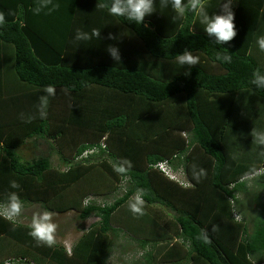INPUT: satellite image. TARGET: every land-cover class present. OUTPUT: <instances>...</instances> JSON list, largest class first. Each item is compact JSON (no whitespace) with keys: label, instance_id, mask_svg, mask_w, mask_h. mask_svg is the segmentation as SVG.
<instances>
[{"label":"trees","instance_id":"trees-1","mask_svg":"<svg viewBox=\"0 0 264 264\" xmlns=\"http://www.w3.org/2000/svg\"><path fill=\"white\" fill-rule=\"evenodd\" d=\"M104 2L0 0V264H105L117 234L143 251L142 264H264V196L252 217L241 200L264 192V145L254 138L264 129V89L251 82L264 71L255 44L264 0H234L237 35L224 44L160 0L141 26ZM220 3L208 0L210 14ZM77 29L101 37L77 44ZM186 50L199 63L180 69L175 56ZM225 52L230 64L216 60ZM49 85L47 117L26 123L21 114L35 112ZM27 143L45 144L47 154L25 159ZM13 191L23 208L97 220L68 253L36 240L7 210ZM138 194L142 214L131 210Z\"/></svg>","mask_w":264,"mask_h":264},{"label":"clouds","instance_id":"clouds-1","mask_svg":"<svg viewBox=\"0 0 264 264\" xmlns=\"http://www.w3.org/2000/svg\"><path fill=\"white\" fill-rule=\"evenodd\" d=\"M233 2L234 0H221L218 6L219 14L216 12L210 14L208 0H187V2L185 0H160V7L168 8L170 4L174 13L180 18H186L191 13L193 22L198 21L203 26L202 30L204 33L210 37H214L217 44H224L232 41L237 35L234 25L235 13L232 10ZM43 7H46V5L36 7L34 9L35 14H39ZM100 7L107 9L108 13L117 19L141 26L146 17H151L156 13V0H105ZM3 22L4 17L0 15V24H3ZM100 37L101 30L99 29H93L91 33L77 29L74 42L79 44L80 42H86L93 38L99 40ZM112 38L110 35L109 39ZM255 44L260 52H264V35H258ZM106 52L114 62H120L121 54L118 47L109 45ZM175 60L180 66V69L185 66H196L199 63V57L187 50L183 54L175 56ZM216 60L230 64L232 62V56L225 52L224 54H217ZM251 82L257 88L264 89V71L260 67L254 70ZM43 93V95L38 96L34 113L27 116L23 113L21 114V119L26 123H30L37 117L41 119L47 117L50 97L55 93L54 86H46ZM254 138L258 145H264V129L255 130ZM172 173L175 175L174 172ZM204 174L203 170H201L200 175L203 176ZM10 186L13 189L20 188L19 183L14 180L10 182ZM8 204L13 214L18 215L23 208L24 202L21 200L18 192L13 191L9 194ZM142 205L143 199L138 194L136 203L131 206V210L135 213L142 214ZM52 216L53 214L51 212L45 210L43 215L35 217L32 221V231L30 233L36 240L45 242L49 246L54 243L57 229V225L52 222Z\"/></svg>","mask_w":264,"mask_h":264},{"label":"rangeland","instance_id":"rangeland-1","mask_svg":"<svg viewBox=\"0 0 264 264\" xmlns=\"http://www.w3.org/2000/svg\"><path fill=\"white\" fill-rule=\"evenodd\" d=\"M21 154L25 159H31L35 156L41 155V154H47V146L45 144H41L37 147H33L30 143H27L22 149ZM52 164L54 166L58 165V159L53 155L51 157ZM185 175L183 174V177ZM247 195L242 194V207L244 209V212L247 213L250 217L253 215H257L259 207V202L261 201V196H264V192L261 190H249ZM90 198V197H89ZM88 199V198H86ZM85 199V200H86ZM111 201V200H108ZM251 205V206H250ZM258 206V207H257ZM7 210L11 211L9 206H7ZM13 213V212H12ZM43 210L38 205L33 206H27L22 208L20 213L17 216V219L25 224L32 226V221L35 217L38 215H43ZM96 220L95 218H90L84 222H81L77 218V213H66V214H53L52 216V222H54L57 225L56 233H55V239L54 241L58 244H61L62 246H71L70 243L75 241L82 233L83 229H86L93 221ZM130 245L126 246L124 250H128ZM119 249V245L116 244L113 251H117ZM113 251L109 254L110 260L113 259ZM135 256V254L129 253L128 256ZM139 255V254H138ZM126 264H129L126 262Z\"/></svg>","mask_w":264,"mask_h":264},{"label":"crops","instance_id":"crops-1","mask_svg":"<svg viewBox=\"0 0 264 264\" xmlns=\"http://www.w3.org/2000/svg\"><path fill=\"white\" fill-rule=\"evenodd\" d=\"M92 218H95V217H92ZM96 220H94L93 222H95ZM117 236H118L117 238L119 240L113 239V242H114L113 243V249L115 248L116 244L119 245V249H117V251H115V252L112 249L113 254H116V255H113V259L112 260H110V255H108V259L105 262V264H126V262H128L129 264H142L140 259L142 257L143 251L137 249L135 244H131L128 247L129 248L128 250H124L125 247L128 246V245H126L127 240L126 239L122 240L121 234H117ZM77 239L70 243L71 246L68 245V246H65V248L66 249H68V248L70 249L72 247V245L77 241ZM129 253L135 254V256H132V255L128 256Z\"/></svg>","mask_w":264,"mask_h":264},{"label":"built area","instance_id":"built-area-1","mask_svg":"<svg viewBox=\"0 0 264 264\" xmlns=\"http://www.w3.org/2000/svg\"><path fill=\"white\" fill-rule=\"evenodd\" d=\"M161 173H163L164 175L170 177V178H174L175 175H173V173L171 172L168 164L166 163H160L156 166ZM89 199V198H88ZM88 199L84 200V203H87L88 202ZM67 252L69 253L70 252V249H66ZM4 264H33L32 262H27L23 259H9V260H6L4 262Z\"/></svg>","mask_w":264,"mask_h":264}]
</instances>
